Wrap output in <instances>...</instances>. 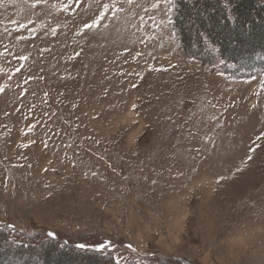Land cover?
I'll list each match as a JSON object with an SVG mask.
<instances>
[{"label": "rangeland", "instance_id": "374dc122", "mask_svg": "<svg viewBox=\"0 0 264 264\" xmlns=\"http://www.w3.org/2000/svg\"><path fill=\"white\" fill-rule=\"evenodd\" d=\"M176 9L0 0V223L122 263L264 264V72L188 56Z\"/></svg>", "mask_w": 264, "mask_h": 264}, {"label": "trees", "instance_id": "16d2710c", "mask_svg": "<svg viewBox=\"0 0 264 264\" xmlns=\"http://www.w3.org/2000/svg\"><path fill=\"white\" fill-rule=\"evenodd\" d=\"M176 7L173 23L188 56L237 77L264 72V0H176ZM78 245L0 223V264H164L153 256L122 263Z\"/></svg>", "mask_w": 264, "mask_h": 264}, {"label": "snow or ice", "instance_id": "6c2138e0", "mask_svg": "<svg viewBox=\"0 0 264 264\" xmlns=\"http://www.w3.org/2000/svg\"><path fill=\"white\" fill-rule=\"evenodd\" d=\"M89 26H90V25H86V27H89ZM0 91H2V89H0ZM48 235H49V236H52V237H55V233H53V232H49ZM78 247H80V248H84V247H86V245H84V244H80V245H78ZM99 247H100V248H103V247H104V244H100ZM128 247L131 248L132 246L129 245Z\"/></svg>", "mask_w": 264, "mask_h": 264}]
</instances>
